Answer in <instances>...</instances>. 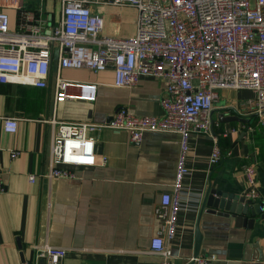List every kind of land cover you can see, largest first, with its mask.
<instances>
[{
  "label": "crops",
  "instance_id": "1",
  "mask_svg": "<svg viewBox=\"0 0 264 264\" xmlns=\"http://www.w3.org/2000/svg\"><path fill=\"white\" fill-rule=\"evenodd\" d=\"M91 9L104 19L103 36L135 35L136 8L98 0ZM0 10L9 15L13 32L21 30L25 12H42L49 29L60 20L61 3L0 0ZM59 72L72 82L96 83V101L56 103ZM114 82L111 67L100 73L60 71L54 49L46 88L0 84V174L5 185L0 195V264H33V246L46 244L67 249L61 264H160L161 258L151 251V241L163 227L155 211L162 196L174 191L180 134L146 132L140 143H134L125 131L103 129L96 135V154L98 163L108 158L105 166L71 168L74 178L45 177L51 166L52 119L105 124L120 109L143 117L163 114V81L148 77L132 89L117 88ZM69 93L79 95V89L71 86ZM254 98L250 90L220 91L211 113V131L190 136L182 211L176 237L167 242L173 264H190L195 257L198 226L202 234L198 256L212 258L208 264H264V219L258 217L253 229L237 224L232 215L203 212L200 219L209 181L223 192L245 196L249 165L256 167L260 193L256 202H264V116L257 117L253 106L246 108ZM221 115L239 116L243 121L222 123ZM4 118L18 119L16 133L4 131ZM215 138L225 159L211 166ZM12 152L19 155L12 159ZM31 175L36 176L34 183Z\"/></svg>",
  "mask_w": 264,
  "mask_h": 264
},
{
  "label": "built area",
  "instance_id": "2",
  "mask_svg": "<svg viewBox=\"0 0 264 264\" xmlns=\"http://www.w3.org/2000/svg\"><path fill=\"white\" fill-rule=\"evenodd\" d=\"M58 1L60 20L49 29L42 12H25L21 30L13 32L9 15L0 10V84L46 88L54 49L60 71L100 73L111 67L117 88L132 89L148 77L163 81L161 116L143 117L120 109L105 124L52 119L51 166L45 177L74 178L71 168L105 166L108 158L98 163L96 154V135L103 129L125 131L134 143H140L146 132L180 134L174 191L162 196L155 211L163 227L151 241V251L161 258L160 264H173L167 242L176 237L182 211L191 134L211 131L214 104L226 89L253 91L255 98L246 108L253 106L257 117L264 116V0H106L138 10L136 33L124 39L102 35L104 19L91 9L98 0ZM71 86L79 89V95H70ZM97 93L96 83L72 82L58 73L56 103L67 99L95 102ZM3 121L5 132H17L18 119ZM18 155L12 152L11 158ZM224 159L215 138L209 163L215 166ZM245 177L249 185L245 197L257 201L260 193L254 165L245 167ZM29 180L34 183L36 176ZM4 191L0 174V195ZM33 250V264H61L67 254V249L47 244L34 245ZM211 260L197 256L190 262L208 264Z\"/></svg>",
  "mask_w": 264,
  "mask_h": 264
},
{
  "label": "water",
  "instance_id": "3",
  "mask_svg": "<svg viewBox=\"0 0 264 264\" xmlns=\"http://www.w3.org/2000/svg\"><path fill=\"white\" fill-rule=\"evenodd\" d=\"M233 121L239 122L243 121V119L239 116L221 115L220 117V122L222 123H230ZM203 212L224 216L232 215L236 219L237 224L253 229L258 217L264 219V202L257 203L255 200L247 199L245 196L223 192L214 188L210 180L202 201L200 219ZM201 240L202 234L198 226L196 231L195 257L199 254ZM190 264L194 263L190 262Z\"/></svg>",
  "mask_w": 264,
  "mask_h": 264
},
{
  "label": "rangeland",
  "instance_id": "4",
  "mask_svg": "<svg viewBox=\"0 0 264 264\" xmlns=\"http://www.w3.org/2000/svg\"><path fill=\"white\" fill-rule=\"evenodd\" d=\"M44 19L46 20V19H48V17H44ZM49 32V30H47V33ZM238 105H240V104H238Z\"/></svg>",
  "mask_w": 264,
  "mask_h": 264
}]
</instances>
